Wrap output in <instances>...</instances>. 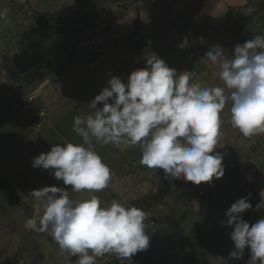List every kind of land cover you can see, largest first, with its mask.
Returning a JSON list of instances; mask_svg holds the SVG:
<instances>
[{
  "label": "rangeland",
  "instance_id": "1",
  "mask_svg": "<svg viewBox=\"0 0 264 264\" xmlns=\"http://www.w3.org/2000/svg\"><path fill=\"white\" fill-rule=\"evenodd\" d=\"M150 1L140 0L139 4L141 5L137 7L138 3L135 0H88L82 5L78 14L77 10L73 8L74 0H36L31 3L33 17L28 18L20 0H0V11L8 10L6 21L0 20V46L3 47L5 44L11 43L12 49L9 50L8 60L10 63L15 62L17 65L23 66L16 72L17 80L19 79V82H23L27 86L28 92L32 91L44 77L45 69L37 73L33 72L31 68L41 61L47 60L52 72L46 73L49 80L53 82L51 91H46L47 93L35 98L31 105L35 109L25 113L22 111V106L20 107L23 104V99H20L19 96L16 97L12 93L13 91H9L14 88H0V176L3 175L9 187L14 191L16 199L18 198L17 203L8 214L4 217L0 215V264H18L19 260H24L25 264H58L61 250L50 233L47 232L37 238L31 231L23 230V220L25 219H23V195L32 192L35 188H43L40 185L42 179L52 176L54 171L33 168L32 160L41 153L50 151L48 144L51 142L45 138V135L51 130L54 132V136L60 137L56 139L59 141H54V144L63 145L71 142L68 136H71L72 121L65 119L70 113L55 109L61 97L69 105L79 99L85 102L83 105L85 109L90 108L88 106L90 102L105 88L104 82L109 80L105 77L108 69L115 72V77L128 80L131 72L135 70V55L147 59L156 52L151 53L148 50V42L153 37H148V42H145L146 48L137 38L144 24H153L156 28L154 18L160 16L168 24L175 16L177 18L175 30L179 34L185 33L186 29H191L193 32L191 39L188 40L189 46L184 47L187 57H189L191 48L196 49L199 53L195 58L188 59L194 63L193 70L197 67L196 70L199 72V64L207 66L205 75L192 82L207 87H223V82L218 76V65H213L204 57L214 45L222 46L226 50V56L232 53L233 48L238 45L231 27L241 22V14H235L233 8L240 6L242 2L240 0H152L154 3L151 4ZM171 8H173V15ZM140 12L146 23L142 21L141 25L140 22L136 25L135 21L140 17ZM45 13H57V17L64 21L72 17L74 19L73 26H80L81 31L78 35H73L72 32L67 34L59 32L50 38L48 30L54 32L60 26L53 21L40 31L41 24L47 21L44 17ZM78 15L85 16L87 19L81 20L82 23L78 24L75 22ZM248 21L250 24H257L264 31V9ZM26 23H28V29L23 28ZM105 25L107 27L103 30ZM93 26L98 28L94 33ZM249 26L247 25V28L251 29ZM180 28H184V31H179ZM33 33H35L34 37ZM84 35H96V44L90 46L91 37L89 40H85L83 39ZM131 35H133L132 42L137 41L135 47L140 51L136 54L121 42ZM201 37L203 43L200 42L199 38ZM58 41H63L66 48L72 47L75 42L78 45L76 49L78 55H80L81 44L88 46L89 53L96 51L100 54L93 62L82 64L79 60L77 63L67 66L64 71L58 72L59 67L66 64L61 49L55 45L56 43L59 45ZM168 42L175 44L171 39H168ZM159 45L156 43V46ZM142 47L144 51H141ZM1 51H4L2 53L6 52L3 48L0 49ZM201 57L204 61L201 60ZM0 68L9 72L18 70V67H10L2 63H0ZM71 89L74 91L73 96L75 97L69 93ZM50 93L55 97L52 98ZM109 102H112L111 99ZM43 105L47 111L46 115L43 110L46 115L45 119L38 117V111L44 107ZM98 107H102V105H98ZM230 107V104L226 106L224 109L226 112L222 113V116L226 114V116H230ZM85 113L86 116L92 114L91 111ZM23 114L35 119V123L25 131H23V118L25 117ZM225 118H222L221 125V131H225V135H222L215 152L223 156L226 175L219 180L214 179L211 184L194 185L188 182L180 188H178L177 182L182 179L169 180L167 176L166 195H153L156 200L155 206L146 212L145 223L147 225L146 232L150 237L149 247L131 257L132 264H188L178 257L179 254L184 252L190 243H197V239L202 236H209L207 239L210 240L214 233L221 232V228H223L221 240L225 239L229 245L226 247L227 252L221 251L215 255V264H248L251 253L247 248L241 259L230 258V253L235 246L230 239L233 229L225 226V212L234 202L241 199L239 195H242L243 198L249 197V202L256 210V214L247 222L251 225L264 219V209L256 208V205L261 202L257 200L258 195L264 197V160H260L261 149L250 148L251 143L248 144L252 140L258 141L259 137L254 135L251 139V137L227 136L230 128L224 127L223 123H227ZM36 124H39L40 127L36 128ZM20 138H23V142H18ZM95 146L102 147L99 154H104L109 149V146H102V143L94 141ZM250 156L253 159L247 162V158ZM142 167L132 174V179L148 175L149 168ZM125 169L129 170V168ZM230 180L231 182L235 180L236 184H231ZM160 181L161 179H158L155 183L158 184ZM194 187H201L203 192L201 199L195 198L199 194L193 191ZM143 196L145 195L137 194L136 197ZM245 213L242 214L244 220ZM32 214V210L25 212L28 219L35 216ZM222 221L225 223L222 224ZM149 223H153V225L151 226ZM15 235V240L23 242L20 249L10 247L14 243L11 239ZM6 253L8 254L6 255ZM23 253L25 257H23ZM111 255L105 258L107 263L103 264H130L129 261L120 259L115 254Z\"/></svg>",
  "mask_w": 264,
  "mask_h": 264
},
{
  "label": "clouds",
  "instance_id": "2",
  "mask_svg": "<svg viewBox=\"0 0 264 264\" xmlns=\"http://www.w3.org/2000/svg\"><path fill=\"white\" fill-rule=\"evenodd\" d=\"M7 16V9L0 11V20ZM187 46L184 37L178 47ZM225 52L214 45L204 57L218 65L223 87L193 83L192 71L178 73L155 54L146 59L145 68L131 72L127 84L111 77L88 105L92 114L74 117L73 131L83 143L54 145L35 157L32 167L54 170V178L72 186L71 191L100 192L109 186L112 173L95 151V141L138 146L142 166L163 169L174 180L201 185L221 179L223 156L215 150L226 106L231 105V125L244 137L264 134V36L236 45L231 58ZM31 195L39 219H30L28 225L35 232L50 233L62 253L77 257L74 264H96L105 254L132 264L131 257L149 247L147 214L142 209L116 200L105 207L96 195L74 201L69 191L56 186ZM256 208L264 209V199ZM251 209L249 197H244L225 212L235 246L230 258L241 259L247 248L248 264H264V219L250 225L242 217Z\"/></svg>",
  "mask_w": 264,
  "mask_h": 264
},
{
  "label": "crops",
  "instance_id": "3",
  "mask_svg": "<svg viewBox=\"0 0 264 264\" xmlns=\"http://www.w3.org/2000/svg\"><path fill=\"white\" fill-rule=\"evenodd\" d=\"M35 1L36 0H30V2H29V7H30L32 12H33V10H32L31 3L35 2ZM135 1L138 3L137 7H140V5H141V4H139L140 0H135ZM240 1L242 2V4L240 6L234 7L233 9H235V8H241L242 9V11L239 13V14H241L240 15L241 16V21L242 20H246L247 24L243 25L241 22H239L236 25L231 27V31L234 33V35H235L234 38L237 41L238 45H242L244 42H246L249 39L254 38L257 35L264 36V31L261 30L257 26V24H250L249 21H248V20H250V18L252 16H254L256 13H258L259 11L264 9V6H262V8L260 7L262 5L263 0H240ZM150 3L153 4L154 1L152 2V0H151ZM167 7H168V5H167ZM171 13L173 15V8H171ZM239 14H237V15H239ZM175 15L177 17V14H175ZM139 16H140L139 17L140 25H141L142 21H143V23H146V20H143V18L141 16V12L139 13ZM26 17H28V16L26 15ZM28 18H31V17H28ZM154 19L156 21V28L153 26V24L146 23V24H144V26L142 27L141 32H139V34L137 36V38L140 41V43H143V47H145V42H148L147 41L148 37L151 36V37H153V39H151V41L148 42L149 43L148 44L149 45L148 46L149 52L152 53L153 51H156L154 54H156V56H158L160 59L165 61V63L170 68L176 69L178 73H182L184 71H194V72H192L194 74L193 80L196 79V78H200V77L204 76L205 75V68L207 66H204L203 64H199V69L200 70L198 72L196 70L197 67H195V69L193 70L194 63H192V62H190V60H188V59H193L197 55H199L198 51L196 49H194V48H191V51L189 52V57H187V54L185 53V49L178 47L179 43H182L183 40L182 39H178V40L175 39L176 35H182V34H179L177 30H175L176 25H177V18H175V16H174V18L168 24L165 23L163 18H161L160 16H158L157 18H154ZM174 19H175V21H174ZM34 24H36V23L34 22ZM247 25L248 26L250 25L249 27L251 29L247 28ZM255 26H257L256 29H255ZM23 28L24 29H28L29 28L28 27V23H26V25L23 26ZM183 29L184 28H180L179 31L183 32L184 31ZM186 30L190 31L193 34L191 29H186ZM32 35L34 36L35 33H33ZM94 36L96 38V35H94ZM168 39H171L172 41H174L175 44H173L171 42L169 43ZM95 42H96V40H95ZM156 43H159L160 45L156 46ZM143 47H142L141 51H144ZM1 48L5 49V51L8 52V53H6V52L2 53L4 51L0 52V54H1L0 63L9 65L10 67L11 66L12 67H18V70H12V72H9L7 70L9 75H10V78L12 80H17L16 72L19 71L20 69H22L23 66L17 65L15 62L14 63H10V60H8L9 59V54H10L9 50L12 49L11 43H7L3 47L0 46V49ZM136 52H140V51L138 49L133 51V53H135V54H136ZM233 52H234V50L232 51V53H229V55H228L229 58L232 57ZM201 60L204 61L202 59V57H201ZM134 62H135L134 63L135 70L136 69H141L142 65H144L143 68L146 67V59H144V57H138V55H135ZM82 64H85V63H82ZM37 65H39V64L37 63L34 66H32L31 69L33 70V72H38L39 71V68L37 67ZM48 67H46L44 77H42L40 79V82L38 83V85L32 91L28 92V88L25 87V86H24L25 88L23 89V82L21 83V86L19 88L13 89V90L10 89L9 91H11V92L13 91L12 93L15 96H19L20 99H22V97L24 95H26V94H29V93L32 94L37 88H40L42 86H45V88H46V86H48V87L46 88L45 91H42V93L40 95L36 96V97L42 96L44 93H47L46 91H51V86L53 85V82H51L49 80V77L47 76V73L52 72V68L49 65H48ZM3 69L4 68H0V71L3 70ZM4 70H6V69H4ZM113 76H115V72H113ZM105 77H106V74H105ZM121 81L123 83H125V84H127V82H128V80H126L125 78H122ZM69 93L71 94V96H73L74 91L71 89V90H69ZM50 95H51L52 98L55 97V95H53L52 93H50ZM46 96H49V94H46ZM73 97H75V96H73ZM84 103H85L84 101L76 99V101L72 105H69L61 97V99L59 100V102L57 104L58 106L55 107L56 111L57 110H61V111L65 110L68 113H70L65 119H68V121H72L71 122L72 125L70 127V129H71L70 131H71V136H73V137H71V136H68V137L70 138L71 143L77 144V145L83 143V141H82V138L77 133H75L73 131L74 117H77V116L87 117L88 115L86 116L85 112H87V111L89 113H90V111L93 112V110L91 108L85 109L84 106H83ZM34 109L35 108L31 107L26 112L32 111ZM40 110H42V111L44 110L45 111V106L43 108L41 107V109H39V111ZM45 112H46V115H47V111H45ZM225 112L226 111L224 110L222 113H225ZM46 115H45V117H46ZM226 115L222 116V114H221V118H225L226 117L225 119H226L228 124L226 122H224L223 123L225 125L224 127L230 128V131H229L227 136H236V137H239V138L240 137H244L239 132L238 129L234 128L231 125V123L229 121L230 120V116L228 117ZM35 117H36V115H35ZM45 117H44V119H45ZM36 122H37V120H36ZM224 132L221 131L222 135H225ZM53 136H54V132L52 130L49 131V133H47L45 135V138L51 142L50 144H48L49 145V150H51L52 146L57 145V143L54 144V141L55 142L59 141V140H56V139L60 138L59 136L55 135L53 140H52ZM257 136L259 137L258 141L254 142L252 140L251 142L249 141L248 144L251 143L250 148L252 147L253 149H261V155H260L261 158H260V160H264V151H263L264 149H262V147L264 146V134H259ZM244 138H249V137H244ZM251 139H252V136H251ZM18 142H23V138H20L18 140ZM96 143H98V142H96ZM48 145L46 143V148L47 149H48ZM103 145L104 144H102V146ZM107 146H109V149L106 150L104 152V154L103 153L99 154V152L101 151L102 147H100V146H98V147L95 146L94 147L95 151L102 157L103 162L107 166H109V168L111 169V173H112V179L110 181V184L104 190H102L100 192H95V193H89V192H86V191L74 192V191H71L72 190V186L64 185L63 181H57L54 178V175H52L50 177H44L42 179V182H41L40 185L43 186V187L56 186L58 188H65V190L69 191V196L74 201L84 200V199L89 198L91 195H96L101 200L102 206H105V207L109 206L113 200H116V201L120 202L125 207H132L131 204H132L133 201L142 198V197H136L137 194L138 195H166V192H167L166 189L167 188H165V182H168V181H166L167 180V176L164 174L165 177H161L158 174V169H149L147 176H140L139 178H136L135 180L132 179L133 178L132 174L134 172H136L137 169L143 168L142 165L140 164V159H141L142 153H141V150H140L139 147H137V146H131L130 147V146H126V145L123 146L122 144L119 145V146L109 144ZM252 159L253 158L250 156L249 158H247V162L252 161ZM125 168H129V170H126ZM1 177H3V175ZM158 179H161V181L157 184L155 182H157ZM5 181L7 183V180H5ZM37 189H40V188H35L34 190H37ZM31 193L32 192H28V193H25V195H23V219L25 218L23 220V230L31 231L37 238H40L45 233L35 232L28 225V221L30 219H33V218L36 217V212H35L36 200L31 195ZM262 196L258 195L257 200L261 201L262 199H264V197H262ZM29 210L30 211L32 210L33 214L35 216H33V214H32L33 217H30L28 219L27 216L25 215V212L29 211ZM149 225L152 226L153 223H149ZM15 234H16V232H15ZM15 239H16V235L11 239V241L14 242V243L10 247H14L16 249L22 248L23 242H21L20 240H15ZM15 251H18V250H15ZM11 252H13V251H11ZM7 254L8 253H6V255ZM69 256H70V254H68L67 252H64V253L61 252L60 256H58V262L57 263L58 264H64ZM110 256H112V255L111 254H105L103 257H98L96 259V264L107 263V260L105 258L110 257ZM23 257H25L24 253H23ZM214 258L216 259V256ZM215 259H214V262H215ZM0 261H1V258H0ZM23 264H25L24 260H23Z\"/></svg>",
  "mask_w": 264,
  "mask_h": 264
},
{
  "label": "trees",
  "instance_id": "4",
  "mask_svg": "<svg viewBox=\"0 0 264 264\" xmlns=\"http://www.w3.org/2000/svg\"><path fill=\"white\" fill-rule=\"evenodd\" d=\"M88 0H74V5L73 8H75L77 10V13H80V9L82 7V5L87 2ZM262 6H264V2H262V5L260 6L262 8ZM138 11V10H137ZM33 17V16H31ZM44 17L46 18L47 21H45L43 24H41L40 27V31L45 29V27L48 24H51L53 21H55L60 27L54 31V32H49L48 30V36L50 38H52V36H55L57 33H71L73 35H78V33L81 31L80 26H73V22L74 19L72 17H69L67 20H63L60 17H57V13H45ZM84 19H87V17L82 16V15H78V18L76 19V23L81 24V20L84 21ZM136 25L139 24V18L137 21H135ZM107 27V25H105L103 27V30H105ZM98 28L96 26H93V33L97 30ZM51 33V34H50ZM35 36V35H34ZM33 36V37H34ZM91 37V35H84L83 39L85 40H89V38ZM132 38L133 35L129 36L128 38L122 40V44L127 46L129 48V50L131 51H135L137 49V47H135L137 41H135L134 43L132 42ZM75 41V40H73ZM55 44L59 49H61V53L64 55L63 57L65 58V66L62 64L59 67V71H64L65 68L67 66H70L72 64L77 63L79 60L82 63L87 64L88 62H93L98 55L100 54V52H92L89 53L88 51V46H84V45H80L79 47V54L78 55L76 53V49L78 48L77 44L74 42V45L72 47H65V43L63 41H58ZM90 44V43H89ZM96 42L94 44H90V46L95 45ZM82 58V59H81ZM49 65V61L47 60H43L39 63V65H37V67L39 68V71L42 70H46V67H48ZM50 66V65H49ZM37 72V73H38ZM27 87L24 83H23V89L25 87ZM17 97V96H16ZM24 104V102H23ZM21 104L20 107L23 105ZM24 112V111H23ZM26 112V111H25ZM25 116V117H24ZM23 131L27 130L31 124H33L35 122V119L33 117H30L29 115H24L23 114ZM36 118V117H35ZM224 166V165H223ZM225 168V174L226 175V167ZM169 180H173L171 177H168ZM231 182V180H230ZM188 182L185 180H180L177 182V186L178 188L183 187L187 184ZM231 184H236L235 180H232ZM201 187H194V192H197V194H199V192L201 191L200 189ZM14 191L12 190V188L9 187V185L6 183L5 179L3 177L0 176V215L1 216H5L6 214H8L11 210V208L14 206L15 203H17L18 198L16 199V195L14 194ZM241 198H243L242 195H239ZM197 199H201L202 196L200 195H196ZM155 198L153 195H145L140 199H137L135 201L132 202L131 206H134L136 208L142 209L145 213L152 210L155 206ZM256 214V210L255 208L252 206L251 210H248L245 215V221H248L250 218L253 217V215ZM222 233H223V228H221V232L219 233H214V235L212 236V238H210V240H208L207 238H209V236H202L201 238L197 239V243H190V246L181 254H179V258H181L183 261H185L188 264H215L214 262V257L215 255L219 254L221 251L222 252H227L226 251V247L229 245V243L223 239L224 241H222ZM224 238V237H223ZM211 239H213L211 241ZM195 245H197L198 247H194ZM190 249V251H189Z\"/></svg>",
  "mask_w": 264,
  "mask_h": 264
},
{
  "label": "built area",
  "instance_id": "5",
  "mask_svg": "<svg viewBox=\"0 0 264 264\" xmlns=\"http://www.w3.org/2000/svg\"><path fill=\"white\" fill-rule=\"evenodd\" d=\"M29 2H30V0H21V1H20L21 5L25 7L26 15H27L28 17H31V16L33 15V12L31 11V9H30V7H29ZM152 2H153V1H152ZM241 11H242L241 8H235V9H233V12H234L235 14H239ZM241 23H242L243 25H246V24H247V21H246V20H242ZM191 36H192V33H191L190 31L187 30V31H186L185 33H183L182 35H176V36H175V39H176V40H178V39H182V40H183L184 37H187V39H190ZM89 41H90V44H94V43H95V36H94V35L91 36V38H90ZM112 76H113V71L110 70V69H108V70L106 71V77H107V79H109V78L112 77ZM20 86H21V84H20L19 81L12 80V79L10 78V75H9V73L7 72V70H4V69H3V70L0 71V87H1V88H5V89H7V88L12 87V88H14V89H17V88H19ZM104 86H105V87L108 86L107 81L104 82ZM35 98H36V96L33 95V94H31V93L24 95V96L22 97L23 102H24V104L22 105V111H24V112H25V111H28V110L32 107L31 105H32V103H34ZM44 116H45V112L42 111V110H40V111L38 112V117H39V118H43ZM39 127H40V125H39V124H36V128H39ZM158 174L162 176V175H164L165 173H164L163 169H158ZM199 195L202 196V195H203V192L200 191V192H199ZM35 218L37 219V222H38V219H39V218H38V217H35ZM18 264H23V261L20 260V261L18 262Z\"/></svg>",
  "mask_w": 264,
  "mask_h": 264
},
{
  "label": "water",
  "instance_id": "6",
  "mask_svg": "<svg viewBox=\"0 0 264 264\" xmlns=\"http://www.w3.org/2000/svg\"><path fill=\"white\" fill-rule=\"evenodd\" d=\"M45 89V86H42L40 88H37L32 94L35 96H38L42 93V91ZM77 259V257H72L71 255L67 258L64 264H74V261Z\"/></svg>",
  "mask_w": 264,
  "mask_h": 264
}]
</instances>
